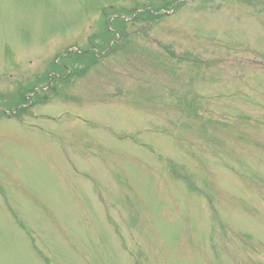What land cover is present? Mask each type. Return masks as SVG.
<instances>
[{
    "label": "rangeland",
    "instance_id": "1",
    "mask_svg": "<svg viewBox=\"0 0 264 264\" xmlns=\"http://www.w3.org/2000/svg\"><path fill=\"white\" fill-rule=\"evenodd\" d=\"M185 1L0 0V264H264V0Z\"/></svg>",
    "mask_w": 264,
    "mask_h": 264
}]
</instances>
